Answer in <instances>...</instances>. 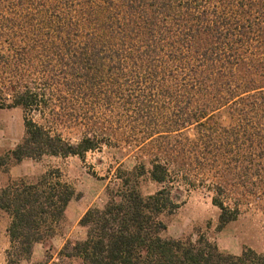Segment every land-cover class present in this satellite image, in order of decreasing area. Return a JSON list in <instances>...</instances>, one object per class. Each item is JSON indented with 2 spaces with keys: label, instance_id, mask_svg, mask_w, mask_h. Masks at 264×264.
I'll return each mask as SVG.
<instances>
[{
  "label": "trees",
  "instance_id": "obj_1",
  "mask_svg": "<svg viewBox=\"0 0 264 264\" xmlns=\"http://www.w3.org/2000/svg\"><path fill=\"white\" fill-rule=\"evenodd\" d=\"M14 108L24 112L25 136L0 152L5 173L28 159L84 161L102 149L98 138H128L125 128L178 138L150 168L117 177L104 209L81 219L87 238L68 243L63 259L264 264L252 249L225 254L204 236H160L161 217L180 206L172 194L179 180L196 188L198 176L211 175L220 230L248 203L264 208V0H0V109ZM68 125L81 132L77 144L57 132ZM60 174L0 188V213L11 219L8 264L30 261L56 235L76 198ZM146 175L161 190L144 197Z\"/></svg>",
  "mask_w": 264,
  "mask_h": 264
},
{
  "label": "rangeland",
  "instance_id": "obj_2",
  "mask_svg": "<svg viewBox=\"0 0 264 264\" xmlns=\"http://www.w3.org/2000/svg\"><path fill=\"white\" fill-rule=\"evenodd\" d=\"M36 120L39 121V118ZM227 122L226 118L221 120L224 125ZM57 130L65 140L73 144L81 140V132L75 125L58 127ZM124 130L128 133V138H98L104 143L102 149L88 153L84 161L78 157H45L41 161L28 159L13 165L8 173L0 171V188L19 179L35 183L48 171L60 170V179L76 191V198L69 204L56 235L37 244L31 260L22 264H79L78 260L63 259L60 253L68 243L82 242L87 238V229L80 224L83 216L90 209H104L109 202L108 191H112L118 184V176L132 172L141 164L150 168L151 160L162 154L160 147L166 143L174 145L178 139L140 138L129 135L130 130L127 128ZM124 130L122 132L126 133ZM195 135L196 132L192 131L189 139L200 141ZM24 136L23 110L0 109V152L15 150ZM195 181L196 188H189L180 180L174 185L172 194L174 198L178 197L180 206L173 213H165L161 217L166 226L160 234L162 239L197 241L204 236L225 254L240 256L245 249H252L264 255L263 206L248 203L242 208L236 221L220 230L221 211L213 205L214 194L208 189V185L213 183L211 175L198 176ZM140 190L147 197L161 190V186L146 175L140 179ZM10 220L7 214L0 213V264H8L7 253L11 245L6 230Z\"/></svg>",
  "mask_w": 264,
  "mask_h": 264
},
{
  "label": "crops",
  "instance_id": "obj_3",
  "mask_svg": "<svg viewBox=\"0 0 264 264\" xmlns=\"http://www.w3.org/2000/svg\"><path fill=\"white\" fill-rule=\"evenodd\" d=\"M12 173V172H11ZM10 222H11V220H10ZM7 230H8V228H7ZM7 230H6V233H7V235H8V232H7ZM9 237V236H8ZM9 240H10V238H9Z\"/></svg>",
  "mask_w": 264,
  "mask_h": 264
}]
</instances>
